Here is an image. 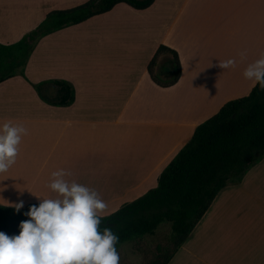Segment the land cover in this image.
Returning a JSON list of instances; mask_svg holds the SVG:
<instances>
[{
    "label": "crops",
    "instance_id": "obj_1",
    "mask_svg": "<svg viewBox=\"0 0 264 264\" xmlns=\"http://www.w3.org/2000/svg\"><path fill=\"white\" fill-rule=\"evenodd\" d=\"M88 0H0V43L11 44L53 10ZM176 51L177 83L157 85L148 65L160 45ZM244 52L241 57L239 53ZM264 53V0H154L111 11L42 37L25 67L0 83V121L22 124L16 163L2 174L0 205L54 197L66 179L94 189L108 216L157 186L195 128L230 100L250 94L242 72ZM236 64L221 69L219 62ZM64 79L67 107L42 101L33 83ZM168 264H264V156L222 188Z\"/></svg>",
    "mask_w": 264,
    "mask_h": 264
},
{
    "label": "trees",
    "instance_id": "obj_2",
    "mask_svg": "<svg viewBox=\"0 0 264 264\" xmlns=\"http://www.w3.org/2000/svg\"><path fill=\"white\" fill-rule=\"evenodd\" d=\"M124 3L135 10L148 9L154 0H88L68 9L49 12L40 24L11 44L0 43V83L21 75L38 41L64 27L76 25L111 11ZM171 60L156 73L158 59ZM151 79L161 87L177 83L181 63L176 51L160 45L148 65ZM40 99L52 106L67 107L75 101V88L64 79H48L32 84ZM264 156V89L257 84L250 94L230 100L199 124L191 139L180 149L158 177L157 186L116 212L102 217V228L110 227L118 237L116 247L147 234L153 235L168 222L172 248L157 246V258L148 264H168L194 227L206 213L218 192L237 182ZM31 203L15 212L0 205V231L18 234L23 213Z\"/></svg>",
    "mask_w": 264,
    "mask_h": 264
},
{
    "label": "clouds",
    "instance_id": "obj_3",
    "mask_svg": "<svg viewBox=\"0 0 264 264\" xmlns=\"http://www.w3.org/2000/svg\"><path fill=\"white\" fill-rule=\"evenodd\" d=\"M241 57L244 52L239 53ZM236 60L219 62L221 69L234 67ZM246 80L264 89V53L242 72ZM27 128L12 120L0 121V180L2 174L16 163L22 137ZM60 168L51 172L47 187L54 197H41L23 213L28 219L19 223V232L9 236L0 231V264H120L117 251L118 235L102 226L107 205L98 193L75 180ZM2 190V189H0ZM13 207L20 212L24 202Z\"/></svg>",
    "mask_w": 264,
    "mask_h": 264
},
{
    "label": "rangeland",
    "instance_id": "obj_4",
    "mask_svg": "<svg viewBox=\"0 0 264 264\" xmlns=\"http://www.w3.org/2000/svg\"><path fill=\"white\" fill-rule=\"evenodd\" d=\"M171 60L170 54H163L155 67L156 73H161L167 79V73L162 72L163 66ZM33 87V86H32ZM35 90V89H34ZM172 231L168 222L162 223L153 235L147 234L137 239L125 242L117 247L120 264H148L157 258V246L164 249L172 248Z\"/></svg>",
    "mask_w": 264,
    "mask_h": 264
}]
</instances>
